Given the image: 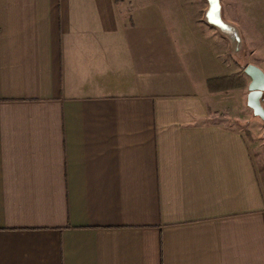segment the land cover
Listing matches in <instances>:
<instances>
[{
  "label": "crops",
  "instance_id": "1",
  "mask_svg": "<svg viewBox=\"0 0 264 264\" xmlns=\"http://www.w3.org/2000/svg\"><path fill=\"white\" fill-rule=\"evenodd\" d=\"M217 4L0 0V264H264V0Z\"/></svg>",
  "mask_w": 264,
  "mask_h": 264
},
{
  "label": "water",
  "instance_id": "2",
  "mask_svg": "<svg viewBox=\"0 0 264 264\" xmlns=\"http://www.w3.org/2000/svg\"><path fill=\"white\" fill-rule=\"evenodd\" d=\"M218 0H210L212 7L220 8L217 4ZM246 74L251 78L249 83V93L247 94L248 108L253 110L256 118L264 123V107L262 106L261 96L264 92V72L254 64H249L244 68ZM264 136V133H263Z\"/></svg>",
  "mask_w": 264,
  "mask_h": 264
},
{
  "label": "rangeland",
  "instance_id": "3",
  "mask_svg": "<svg viewBox=\"0 0 264 264\" xmlns=\"http://www.w3.org/2000/svg\"><path fill=\"white\" fill-rule=\"evenodd\" d=\"M162 1L167 2V0H162ZM188 12H189V10H188ZM256 120L258 121L259 124L256 123L255 120H251L252 122L250 123L251 124V128L253 129V131H254V129H256V134H257L256 136H258L257 139H258V142H259L258 145H257V147L259 148V151H258V155L256 156L255 159H256V163H258V167L261 170L260 173L262 175H264V136H263L264 123L259 118H256ZM253 131L252 130H248V131H246V133H247V135H249L251 137V135L253 134ZM253 135H255V134H253ZM252 139H253V137H252Z\"/></svg>",
  "mask_w": 264,
  "mask_h": 264
},
{
  "label": "trees",
  "instance_id": "4",
  "mask_svg": "<svg viewBox=\"0 0 264 264\" xmlns=\"http://www.w3.org/2000/svg\"><path fill=\"white\" fill-rule=\"evenodd\" d=\"M227 79L226 78H222V79H218V80H209L207 82L209 88L211 91H218V90H225L229 87H226V86H222V84H220L222 81H226ZM230 89V88H229Z\"/></svg>",
  "mask_w": 264,
  "mask_h": 264
},
{
  "label": "built area",
  "instance_id": "5",
  "mask_svg": "<svg viewBox=\"0 0 264 264\" xmlns=\"http://www.w3.org/2000/svg\"><path fill=\"white\" fill-rule=\"evenodd\" d=\"M262 98H261V102H262V106L264 107V92H263V94H262V96H261Z\"/></svg>",
  "mask_w": 264,
  "mask_h": 264
}]
</instances>
